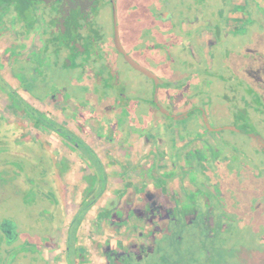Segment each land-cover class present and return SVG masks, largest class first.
Here are the masks:
<instances>
[{"label":"rangeland","instance_id":"1","mask_svg":"<svg viewBox=\"0 0 264 264\" xmlns=\"http://www.w3.org/2000/svg\"><path fill=\"white\" fill-rule=\"evenodd\" d=\"M117 2L119 32L124 48L163 81L159 92L162 106L172 114L182 116L189 113V116L177 119L159 111L153 104L154 82L132 68L113 49L109 39L106 40V35L112 37L114 27L110 0L99 7L98 17L104 39L93 43L92 49L99 53L96 61L89 58L74 65L65 64L64 58H59L52 67L50 79L44 78L42 86L38 83L39 75L34 72L33 64L28 63L27 70L31 66L33 72L26 77L20 74L24 81L23 93L35 102L45 98L62 102L64 114L69 109L72 120L82 126L90 117L82 115L83 119L79 121L74 107L88 108L94 120L89 122L85 138L98 149L104 160H107V152L116 156V146L108 137L98 138L96 133L105 135L108 133L106 129L110 128L111 132L123 131L129 139L133 132L139 133L141 130L138 129L145 127L144 117L150 120L152 115V146L164 145L159 141L163 137L172 152H166L164 156L150 151L156 159L150 158L152 160L147 164H142V180L147 182L150 179L154 186L167 193L168 181L175 177L180 180L187 178L195 189L184 192L182 200L178 194H171L174 202L171 215L176 218L171 223L166 222L169 235L161 232L153 243L158 250L154 257H149V260L152 258L150 264H201L206 257L202 247L212 239L216 243L209 245L215 255L208 258L209 264H264V148L250 135L257 132L264 137V0H131V4L137 6L131 15L128 12L130 0ZM145 8L148 9L147 15ZM160 8L164 14L169 13V20L158 19L156 12ZM183 18H189L190 27L184 26ZM204 31L210 36L208 41L204 38ZM94 37L97 40L96 35ZM106 57L110 58V66H106ZM41 61L42 58L39 59ZM1 64L0 60V68ZM3 90L8 92L9 89ZM173 97H178L179 102H175ZM108 99L111 103H106ZM6 103L10 105L11 99L5 101L0 92L1 112ZM13 108L17 113L25 112L23 103L19 104L17 100ZM128 109L129 116L119 114L121 110L126 114ZM199 109L207 111L213 130L223 129L217 132L203 129L197 119ZM8 110L0 112V264H51L52 260L48 258L54 253H50L48 248L56 244L53 236L55 229L60 228L56 223L63 221L64 226H68L67 237L64 229L58 237L57 256L62 258L60 253L66 237L68 256H71L68 264H105L102 254L92 251L91 242L95 245L96 241L88 231L89 220L95 215V209L86 212L87 205L94 202L88 200L91 187L84 192L87 197L84 201H87L82 210L69 216L79 203V191L76 188L71 190L66 204L68 216L64 218L62 210L54 205L53 182L51 186L42 181L50 178L51 162H47L48 155L38 142L41 139L31 143L32 139L24 132L26 128L34 130L30 120L34 116L17 119ZM53 111L58 119L74 127L72 120L65 119L58 106H54ZM135 113L138 117L130 123V114ZM160 118L163 121L159 122ZM208 133L211 139L207 142L205 136ZM178 137H187V145L194 146L183 150L185 165H178L179 158H184L181 151L174 154L179 149L176 146ZM134 138L135 145L139 147L140 138ZM130 144L125 148L128 157ZM78 151L96 166L94 177L87 180L93 189L102 188V194L106 167H111V163H105L103 169L101 162L83 146ZM141 154L139 149L137 156ZM167 156L173 160L172 168L165 171L168 168L164 167L162 171L160 167ZM72 157L76 162L80 161L75 153ZM119 160L122 165H116V170L123 169L120 175H128V159ZM74 168L72 182L85 172L79 163ZM114 180L111 176L107 192L115 185ZM117 193L121 197L122 193ZM103 203V199L99 201V204ZM209 208L214 209L210 214ZM182 209L184 212L197 209L198 215L184 223L183 217H179ZM209 215L214 216L213 225L209 224ZM104 216L105 210H102L99 222L95 221L93 225H102ZM165 220L163 218L158 224L162 226ZM8 221L19 233L18 243L11 247L3 228ZM108 233H103L104 239ZM145 234L148 231L145 230ZM176 235L182 236L181 242L177 241ZM79 243L87 245V254L81 253ZM220 244L229 251L218 252ZM105 253L107 264H139L131 260L130 249L105 250Z\"/></svg>","mask_w":264,"mask_h":264},{"label":"flooded vegetation","instance_id":"2","mask_svg":"<svg viewBox=\"0 0 264 264\" xmlns=\"http://www.w3.org/2000/svg\"><path fill=\"white\" fill-rule=\"evenodd\" d=\"M65 0L64 1V11L56 13L53 8L55 6L56 0H0V47L2 50H0V60L2 61L3 65L2 68H0V92L4 95L5 101L10 100L11 97L8 92L4 91L3 89H12L15 94L16 98L15 100L19 101L20 103H23L25 109L27 110V105L31 106L35 113L31 114L29 112H16V110L12 106L14 99L11 100L10 105L5 104L4 111H0L1 113H5L7 109H9V112H12L11 114L15 116L17 119L19 118H26L25 116H34L32 117L31 123L35 127L34 130H29L26 128L24 130L25 135L32 139L31 143H37L35 139L41 141H38L41 145L43 150L47 153L46 160L50 165V178L43 179L42 181H45L44 184L48 185L51 184V186L54 184V194H56V203L54 204L56 209L62 210V214H64V218L68 216L67 214V208L66 204L68 201V197L71 195L72 189H77L79 191V203L76 206V209L71 214L69 213V216L71 215H77L78 212L82 210V206L84 202V199H87V197L84 195V192L87 190L88 187H91L90 190V196L88 200H93L94 202L90 205L89 208H86V212L90 213L95 209V215L91 220H89V236L90 233L91 236L95 239V245L93 242H91V245L93 246L92 251L97 254L100 252L102 254V260L105 264H107V254L106 251H125L127 249L131 250V260H136L139 264H150L152 261V258L155 255V249L158 247H154L153 243L156 241L158 237L159 232L167 231V227H169L166 222L168 221L171 223V220H174L176 217L171 215V213L174 211L173 207V201H172V195L171 194H178L179 198L182 200L184 196V192H193L195 189V186H193V183H190L187 178H184L183 180H180L179 178L175 177L171 179V181H168V192H163L162 189H159L158 187L154 186L153 183L150 181H143L142 180V173L144 171L143 165L147 164L149 160L156 159V156L154 153L150 151H155L156 153H162L164 156L166 155V152L171 153L172 150L167 145L166 141L161 137L159 140L160 142H163L164 145H161L158 147H153L151 142V136H153V128L154 124H152V115L150 114V120L149 117H144L145 121V127L138 131L139 133H132L131 138H126L125 134H123V131H118L119 133L111 132L110 128H107L108 131L105 135H99V133H96L98 138H109L110 143H114L116 146V156H112V152H107V160H104L103 156L99 153L98 149L94 147L92 143L89 142L85 138L86 134L88 133V127L89 122L94 120L92 117V114L90 110L86 107H80L79 109L76 108V105L74 107V110L76 111L78 116V120L82 121V115H85L90 117V119L87 120V123L84 124V126L80 125L77 121L72 120L70 114L71 111L68 109L66 114H64V111L62 110V102L52 101L49 100V98L43 99V101L35 102L23 93V85L24 81L20 79V74L24 75L26 77L27 74L30 72H33V69L27 70L26 64L30 63L33 64L34 72L37 73V76L40 81H38L39 85L42 86L45 83L44 78H48L50 76V72L52 70V67H54L57 59L64 58V63H73L74 65L79 64L80 62H83V60H90L96 61V57L98 56V51L95 49H92L93 43L95 41H100L104 39V35L102 34L103 27L101 26V21L98 17L99 15V7L104 4V1L99 0L98 1V8L90 15V21L94 22L92 25H88V1L87 0ZM111 3V2H110ZM118 3V2H117ZM131 5L133 7H131ZM112 6V4H111ZM128 12L129 15L137 10V6L134 5V3L131 4V0L129 2L128 6ZM133 8V9H131ZM73 9H79V16H78V27L73 24L72 21V13H76L75 11H72ZM161 9V10H160ZM156 15H158V19L163 20H169V13H163L164 10L160 8ZM148 9L145 8V14L147 15ZM65 16V20H63L59 16ZM155 15V17H156ZM54 18V19H53ZM51 19H53V24ZM58 21V22H57ZM182 22H184L185 27H190L191 21L189 18H183ZM199 23V21H197ZM196 22V23H197ZM114 25V24H113ZM90 27V28H89ZM62 32H58L61 31ZM58 32V33H56ZM204 38L208 41L209 35H206V32L204 31ZM96 35V38L94 37ZM103 36V37H102ZM109 39V42L111 43L113 49L115 48L118 53L124 58V60L134 69L133 67L124 57V55L117 49L114 41V27H113V33L112 37L110 34L106 35ZM121 38V37H120ZM202 39V38H201ZM75 41V42H74ZM122 42V40H121ZM73 43L79 48V50L73 49L72 45ZM89 44L91 45L90 48L92 50L88 49ZM106 45V44H105ZM123 45V44H122ZM124 47V46H123ZM112 49V50H113ZM125 49V48H124ZM126 51V49H125ZM127 52V51H126ZM107 53V52H106ZM105 53V56H106ZM128 53V52H127ZM129 54V53H128ZM131 57H133L131 54H129ZM32 57H34L35 60H32ZM42 58L41 63L39 62V59ZM134 58V57H133ZM134 60H136L134 58ZM137 61V60H136ZM138 62V61H137ZM141 64L140 62H138ZM106 66H110V58L106 57ZM143 65V64H141ZM17 66V68H16ZM105 66V65H104ZM103 66V67H104ZM144 66V65H143ZM146 69L153 72L157 77H159L153 70L149 69L148 67L144 66ZM37 68V69H36ZM5 72H2V71ZM138 70V69H136ZM141 72L140 70H138ZM6 73L9 75V77L6 75ZM26 73V74H25ZM39 73V74H38ZM148 78H150L154 82V102L153 104L156 105V108L161 111L165 116L168 117H176L182 118L183 116L186 118L189 116V113H186L185 115L178 116L175 114H172L170 111L166 110L162 104L159 101V92L160 87L163 86V81L159 79V85L156 91V83L155 80L151 77H149L147 74L141 72ZM5 87V88H2ZM190 97H187L189 100ZM175 102H179L178 97H173ZM32 100V101H31ZM111 103V100L108 99L106 103ZM162 106L163 109L168 111L170 114H166L159 106L158 104ZM75 104V101H74ZM40 105V106H39ZM43 105V106H42ZM8 106V107H7ZM54 106H58L61 114L64 116L65 119L72 120L74 127H71L69 123L66 121H61L58 119L55 115V112L53 111ZM44 107V108H43ZM111 109V108H110ZM152 110V109H151ZM129 109L126 111V114L124 111H120L119 114L121 115H127ZM200 115L197 117L198 121L200 122V125L203 127V129L208 130L209 132L212 131H219L223 128L213 130L211 127L210 119L208 117L207 111L199 109ZM111 112V111H110ZM202 113V115H201ZM110 114V113H108ZM138 115L130 114V123H134L135 118L137 119ZM158 119V117L156 118ZM11 120V119H10ZM42 120V121H41ZM161 121L162 118L159 119ZM148 121L150 123H148ZM94 122L97 123L95 120ZM155 124H158L157 122L153 121ZM98 124V123H97ZM136 125H139L136 121ZM99 127V124H98ZM97 127V128H98ZM227 128H237L235 126H228ZM115 129V128H114ZM151 132V133H150ZM246 132V131H245ZM114 133V134H113ZM253 133L257 132H251L250 135L252 136ZM260 134V133H258ZM122 135V136H120ZM205 135V133L202 134V137ZM261 135V134H260ZM138 137L141 140V145L138 147L135 145V138ZM211 134L208 133L206 135V141H210ZM47 137V138H46ZM261 137L264 139V137L261 135ZM255 138V137H254ZM123 139V140H121ZM258 140V139H257ZM259 141V140H258ZM131 142V151L130 156L128 157V153L125 150L126 145ZM260 142V141H259ZM188 144V138H179L177 141L178 150L175 153H180L181 155L184 154V148H189L190 146L194 147L193 145H187ZM261 146L264 148V144L260 142ZM69 145V146H68ZM81 146H83L84 149L90 152V154L93 155V157H96L97 161L101 162V167L104 169V164H110L111 167H106V184H105V190L102 194H100V189L97 187L96 189H93L92 185L88 182V177L93 178L94 173L96 172V166L91 164V162L86 160V157L83 155L81 156V151H78ZM77 147V149H75ZM172 148V147H171ZM142 151V154L138 157L137 151ZM154 149V150H152ZM188 153V151H185ZM190 152H194L191 151ZM72 153H75L77 158L80 160L79 162H76L74 157H72ZM168 155V154H167ZM178 155V154H177ZM184 158L181 156L178 160V165H185L187 164V161L185 160V155H183ZM149 157V158H148ZM119 158L128 159L126 164H128V167L130 169V172L128 175L121 176L120 174H123L122 170H116V165H122V163H119ZM138 158V160H137ZM152 158V159H150ZM123 161V160H122ZM44 162V160H43ZM164 163L161 165L160 168H162V171L164 167H167L165 171H170L172 168L173 160L169 158V156L165 157ZM80 164L84 169L85 172L81 175L82 177L76 179L74 182L73 173L74 168L77 164ZM125 162L123 161V164ZM143 164V165H142ZM141 166V169H139ZM55 167V168H54ZM248 169L249 166H246ZM124 171L125 165H124ZM231 172V171H230ZM111 176L114 177V183L115 185L112 186L108 191L109 188V182L111 179ZM53 182V184L51 183ZM65 186H64V185ZM216 184V183H215ZM57 185V187H56ZM74 188H73V187ZM80 186H82L80 188ZM147 187V190L145 189ZM140 188V190H139ZM97 190V191H96ZM118 190V191H116ZM145 191V193H144ZM121 192V197H118V193ZM70 193V194H69ZM42 194V193H41ZM97 194V195H96ZM43 195V194H42ZM44 197V196H42ZM104 200L103 204H99L100 200ZM113 200V201H112ZM116 200V201H114ZM220 198H218V201ZM120 202V204H118ZM152 202V203H151ZM155 205H157L155 207ZM226 207V204H225ZM102 210H105V216L102 220V225H93V222H99V214ZM149 210V212H148ZM153 210L156 212L154 213ZM197 210V209H196ZM195 209L193 212L187 211L184 212V210H180V219L183 217V222L186 223L188 220H191L195 218L194 215H198L197 211ZM214 210V209H213ZM212 208L207 209L208 213H212ZM227 210V209H225ZM205 212V211H204ZM107 214H110V216L107 217ZM174 214V213H173ZM226 216V215H225ZM227 217V216H226ZM110 218V219H109ZM163 218H166L163 222V225H159L158 222L162 221ZM209 224L213 225V215H209ZM56 223V222H55ZM59 225V230L55 229V234L53 238L54 240V246L49 247L48 251L50 253H54L53 257H46L52 260L51 264H68V261L71 259V256H68L69 254V247L67 246V230L68 226H64V221L56 223ZM95 224V223H94ZM97 227H99L97 229ZM171 227H174L171 225ZM190 227V226H188ZM5 235L8 237L9 246L16 245L18 243L19 233L17 228H15L14 224L12 222H6L3 224ZM181 228V226H180ZM220 228H222V224L220 223ZM54 229V228H53ZM65 229V240H64V249L61 250L62 258H59L58 252L55 253L58 249V237L60 236V233ZM162 229H164L162 231ZM145 230L148 231V234H145ZM109 231L107 235H105V239L103 238V233ZM175 232H178L174 230ZM96 237V238H95ZM176 239L178 242H181L182 236L176 235ZM48 240V238H47ZM211 241V240H210ZM51 243V241H49ZM216 241L212 239V242L209 243L211 245H215ZM97 243V244H96ZM205 243V246H203V250L206 253L205 261L201 262V264H209L208 258H212L215 254L210 249V245ZM81 253L83 251L85 254H87V245H81L78 244ZM108 245V246H107ZM45 246V245H42ZM220 250L218 252H224L226 253L229 251L224 244H220L217 246ZM59 254V255H60ZM87 257V255H86Z\"/></svg>","mask_w":264,"mask_h":264},{"label":"water","instance_id":"3","mask_svg":"<svg viewBox=\"0 0 264 264\" xmlns=\"http://www.w3.org/2000/svg\"><path fill=\"white\" fill-rule=\"evenodd\" d=\"M112 4V14H113V24H114V41L117 49L124 55L126 60L136 69L140 70L141 72L147 74L149 77L153 78L156 83V91L159 85V78L150 70L146 69L143 65L139 64L136 60H134L133 57H131L124 49L121 38H120V32H119V25H118V7H117V0H110ZM158 104V103H157ZM158 106L166 113L170 114L168 111L162 108L161 105L158 104ZM180 117V116H179ZM253 137L258 139L260 142L264 144V139L261 137L258 133H253Z\"/></svg>","mask_w":264,"mask_h":264},{"label":"trees","instance_id":"4","mask_svg":"<svg viewBox=\"0 0 264 264\" xmlns=\"http://www.w3.org/2000/svg\"><path fill=\"white\" fill-rule=\"evenodd\" d=\"M64 1L65 0H56V4H55V6H54V8H53V10L56 12V13H59V12H63L64 11ZM77 2H79L78 0H76ZM88 1V14H87V16L86 17H88V25L90 26V25H92L94 22H92V21H90V15L98 8V6H99V4H98V1L99 0H87ZM102 1H104V2H106V1H108V0H102ZM72 11H75L76 13H72V21H73V24L75 25V26H77L78 27V16H79V9H73ZM59 17H61V19H62V22H63V20H65V16H63V14H62V16H59ZM54 19V18H53ZM53 19H51V21H52V24H53V22L55 21H53ZM58 22V21H57ZM90 28V27H89ZM59 33L60 32H62V30L61 31H58ZM58 32H56V33H58ZM75 42V41H74ZM90 44H89V46H88V49L89 50H91V48H90ZM72 48L73 49H76V50H79V48H77V46L73 43V45H72ZM8 93H9V95H10V97H11V100H15V98H16V94H15V92L12 90V89H10L9 88V90H8ZM15 102V101H14ZM14 102H13V104H12V106H14ZM26 112H29V113H31V114H34L35 113V111H34V109L31 107V106H28L27 105V110H25ZM42 121V120H41ZM90 207V205L88 204L87 205V207L86 208H89ZM78 217V216H77ZM164 229H162V231H163ZM169 229H167V231H168ZM165 231V230H164ZM171 231V230H170ZM172 232V234L174 233L173 231H171ZM159 233H161V232H159ZM159 233H158V235H159ZM164 233V232H163ZM167 232L165 231V233H164V235H169L168 233L166 234ZM171 234V235H172ZM158 238V237H157ZM155 253L157 252V248L155 249V251H154Z\"/></svg>","mask_w":264,"mask_h":264}]
</instances>
